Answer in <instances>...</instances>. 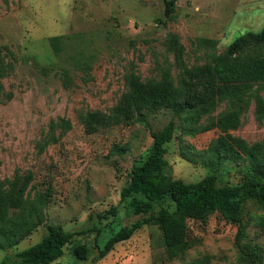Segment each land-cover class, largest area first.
Instances as JSON below:
<instances>
[{
  "label": "rangeland",
  "instance_id": "374dc122",
  "mask_svg": "<svg viewBox=\"0 0 264 264\" xmlns=\"http://www.w3.org/2000/svg\"><path fill=\"white\" fill-rule=\"evenodd\" d=\"M165 7L164 0H0V197L8 200L0 262L39 242L49 224L80 229L118 206L152 132L172 119L165 156L174 178L216 174L238 184L262 176L264 83L225 95L210 88L213 50L198 40L217 39L222 55L239 36L264 31V0H177L170 18ZM53 36L64 37L59 50ZM134 78L170 84L193 107L150 109ZM225 117L234 126H220ZM139 219L120 205L122 225ZM244 222L237 243L238 226L219 213L189 220L186 241L170 247L157 225H144L96 264H264V201L245 203ZM94 237L76 240L91 247V258ZM73 245L52 264H92L77 260Z\"/></svg>",
  "mask_w": 264,
  "mask_h": 264
},
{
  "label": "trees",
  "instance_id": "16d2710c",
  "mask_svg": "<svg viewBox=\"0 0 264 264\" xmlns=\"http://www.w3.org/2000/svg\"><path fill=\"white\" fill-rule=\"evenodd\" d=\"M176 1L164 0V15L167 18L174 16ZM63 38L51 37L52 46L59 50ZM198 45L213 50L208 85L217 88L221 95L229 90L238 92L241 88H251L255 83H264V31L239 36L222 55L215 53L217 39L200 38ZM132 85L150 109L169 108L180 113L193 107L188 101L178 99V92L170 84L146 86L134 78ZM214 98L211 94L202 98V102ZM262 114L264 116L262 112L259 117ZM218 123L220 126H234L226 117L219 119ZM174 131L175 122L172 119L159 131L152 132V148L143 161L132 165L120 189L118 206L105 213H97L98 220L90 215L86 225L80 229L69 231L60 225L49 224L39 242L19 251L13 259H3L0 264H52L64 255L65 247L70 244H74L71 252L77 260L88 261L92 256L91 247L76 240L93 234L96 255L91 259L92 264H96L117 243L128 240L144 225L153 224L160 228L164 245L175 246L186 241L189 220L204 221L214 213L238 226L236 242L239 243L246 233L245 203L250 200L264 201V157L260 164L262 176H249L238 184L222 182L216 174L196 182H185L173 177L172 166L165 156L166 144L173 139ZM7 201L5 197H0V220L6 215L7 209L3 206ZM120 205L132 215H141L142 219L131 225H122ZM104 220L108 222L100 226Z\"/></svg>",
  "mask_w": 264,
  "mask_h": 264
}]
</instances>
